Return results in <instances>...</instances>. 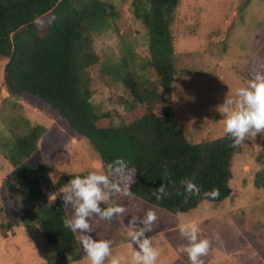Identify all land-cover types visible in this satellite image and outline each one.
I'll use <instances>...</instances> for the list:
<instances>
[{
    "label": "trees",
    "instance_id": "1",
    "mask_svg": "<svg viewBox=\"0 0 264 264\" xmlns=\"http://www.w3.org/2000/svg\"><path fill=\"white\" fill-rule=\"evenodd\" d=\"M180 3L136 0L135 17L147 29L150 55L142 68L153 71L154 79L143 77L125 58L115 65H103V76L116 80L127 96L124 114L116 125L117 113L101 112L92 101L91 74L101 63L93 34L118 17L116 7L103 0H0V61L6 62L4 88L9 98L31 97L55 110L71 131L88 139L99 152L106 174L109 165L125 162V175L132 179L110 176L113 182L126 184L138 199L174 215L197 209L205 201L203 193L214 188L220 195L207 202L219 204L232 195L237 148L228 134L193 143L173 117L177 69L171 26ZM4 125L8 138L2 151L14 167L5 187L20 198L21 205L20 213L2 209L6 221L0 225V236L7 238L21 225L29 231L34 228L46 240L54 264L82 261L85 255L77 234L63 223L70 217L67 209L59 200L53 206L48 204L42 185L49 176L46 165L28 164L40 153L39 143L47 129L32 125L23 114ZM76 176L86 175L64 177L60 187ZM182 180H191L201 194L189 195ZM255 183L264 189V168ZM163 185L168 195L157 200L153 191ZM115 196L113 193L109 203L116 205Z\"/></svg>",
    "mask_w": 264,
    "mask_h": 264
},
{
    "label": "rangeland",
    "instance_id": "2",
    "mask_svg": "<svg viewBox=\"0 0 264 264\" xmlns=\"http://www.w3.org/2000/svg\"><path fill=\"white\" fill-rule=\"evenodd\" d=\"M103 1L116 7L118 17L108 28L93 34L101 63L91 73L92 101L101 112L117 113L115 123L119 125L127 96L116 80L103 76V65H115L125 58L143 77L154 79V72L142 68L150 55L147 29L135 17L136 0ZM171 29L177 69L171 108L176 123L193 143L226 136L221 122L225 117L218 106L226 97L234 99L236 90L247 87L257 74L264 75L263 59L259 58H264V0H181ZM5 63L0 61V225L6 221L2 209L20 213V198L5 187L14 167L2 151L8 138L4 124L20 114L32 125L47 129V136L39 143L40 153L28 164L46 165L49 176L42 185L50 206L58 200L64 205L58 193L64 177L92 171L106 174L99 152L88 139L71 131L55 110L31 97L19 101L9 98L4 88ZM263 168L264 133L237 145L232 195L224 202H203L191 212L174 215L131 193H115L116 205L125 207L126 212L110 221L93 223L90 235L111 241L113 255H123L128 264L133 247L137 248L128 235L130 221L143 218L151 209L157 221L146 236L155 237L154 247L160 251L157 264H190L187 254L179 251L187 244L180 236L181 223L196 224L198 238L210 241L207 255L201 258L204 264H264V189L255 183ZM52 195L55 201H50ZM66 209L71 216V208ZM0 264L54 263L43 236L21 225L7 238L0 236ZM74 264L89 262L84 258Z\"/></svg>",
    "mask_w": 264,
    "mask_h": 264
},
{
    "label": "clouds",
    "instance_id": "3",
    "mask_svg": "<svg viewBox=\"0 0 264 264\" xmlns=\"http://www.w3.org/2000/svg\"><path fill=\"white\" fill-rule=\"evenodd\" d=\"M217 110L224 115L221 121L224 132L234 140L233 146L241 145L246 139L254 140L258 134L264 133V75L257 74L248 82L247 87L236 90L235 98H227ZM127 165L123 160H117L114 165H109V173L101 174L92 171L86 176H76L59 189L63 196L64 208H71L72 214L63 221L64 226L77 234V239L82 246L86 260L89 264H125L123 255H113L112 242L103 239H94L93 223L101 220L110 221L116 216L123 215L126 208L109 203L113 193L124 196L130 195L127 185L113 182L109 177L116 176L120 180L132 179L125 175ZM165 171H167L165 169ZM54 183V181H53ZM55 184V183H54ZM181 186L189 195L201 194L200 188L191 180L180 181ZM178 195L183 193L177 192ZM157 200L168 195L166 186L163 185L153 191ZM220 195L219 189L203 193L207 202L208 198L216 199ZM50 201H55V195L50 196ZM107 205L101 207V205ZM157 221L155 211L149 209L143 218L133 217L128 226V235L132 245L131 260L128 264H157L160 251L154 247L155 237H147L146 233L152 231V225ZM138 225H143L139 227ZM180 236L187 240V244L179 251L186 253L190 264H204L201 259L206 256L210 241L198 238L196 224L179 225ZM71 257L68 256V261Z\"/></svg>",
    "mask_w": 264,
    "mask_h": 264
}]
</instances>
